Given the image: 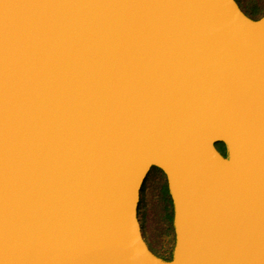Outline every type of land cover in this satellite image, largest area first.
I'll use <instances>...</instances> for the list:
<instances>
[{"label":"water","instance_id":"water-1","mask_svg":"<svg viewBox=\"0 0 264 264\" xmlns=\"http://www.w3.org/2000/svg\"><path fill=\"white\" fill-rule=\"evenodd\" d=\"M152 167L169 258L138 219ZM0 264H264V13L0 0Z\"/></svg>","mask_w":264,"mask_h":264},{"label":"rangeland","instance_id":"rangeland-1","mask_svg":"<svg viewBox=\"0 0 264 264\" xmlns=\"http://www.w3.org/2000/svg\"><path fill=\"white\" fill-rule=\"evenodd\" d=\"M244 10L250 9L246 0H239ZM264 3V0H262ZM138 217L145 238L152 248L170 257L174 243L172 203L163 172L152 167L140 190Z\"/></svg>","mask_w":264,"mask_h":264},{"label":"trees","instance_id":"trees-1","mask_svg":"<svg viewBox=\"0 0 264 264\" xmlns=\"http://www.w3.org/2000/svg\"><path fill=\"white\" fill-rule=\"evenodd\" d=\"M246 1L248 4H250V9L248 11L243 9L246 12V14L252 16V18H257L264 13V3L262 2V0H246ZM238 2L240 1L238 0ZM215 145L222 153H224L225 148L222 142H216Z\"/></svg>","mask_w":264,"mask_h":264},{"label":"flooded vegetation","instance_id":"flooded-vegetation-1","mask_svg":"<svg viewBox=\"0 0 264 264\" xmlns=\"http://www.w3.org/2000/svg\"><path fill=\"white\" fill-rule=\"evenodd\" d=\"M236 1H237L238 5L240 6V8L243 10V8H242V6L240 5V3L238 2V0H236ZM243 11H244V10H243ZM244 12H245V11H244ZM245 13H246V12H245ZM247 15H248V14H247ZM250 17H252V16H250ZM137 209H138V208H137ZM138 219H139V217H138ZM139 222H140V227H141L142 235H143L144 240L146 241V243H147L149 249H150L153 253H155V254H157V255L163 257V258H169L168 256L162 255L161 253L157 252L155 249L152 248L151 244L147 241V239H146L145 236H144L143 229H142V224H141L140 219H139Z\"/></svg>","mask_w":264,"mask_h":264},{"label":"bare ground","instance_id":"bare-ground-1","mask_svg":"<svg viewBox=\"0 0 264 264\" xmlns=\"http://www.w3.org/2000/svg\"><path fill=\"white\" fill-rule=\"evenodd\" d=\"M140 223V222H139ZM157 255V254H156Z\"/></svg>","mask_w":264,"mask_h":264}]
</instances>
